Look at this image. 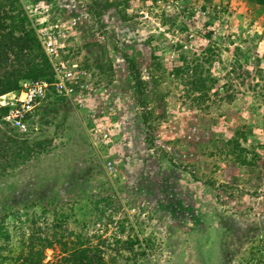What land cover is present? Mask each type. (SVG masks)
<instances>
[{
    "label": "rangeland",
    "instance_id": "obj_1",
    "mask_svg": "<svg viewBox=\"0 0 264 264\" xmlns=\"http://www.w3.org/2000/svg\"><path fill=\"white\" fill-rule=\"evenodd\" d=\"M19 1L68 29L58 61L85 71L93 91L81 105L51 96L28 135L0 124L45 147L0 175V227L10 235L0 237V264H13L27 238L51 234L56 220L104 236L118 235L123 220V237L149 243L144 258L124 252L128 264H264V71L252 88L236 86L235 100L201 106L168 71L180 63L175 37L186 25L201 34L194 46L211 44L202 35L212 28L224 42L217 86L232 32L264 69V0ZM58 249H46L42 264Z\"/></svg>",
    "mask_w": 264,
    "mask_h": 264
},
{
    "label": "trees",
    "instance_id": "obj_2",
    "mask_svg": "<svg viewBox=\"0 0 264 264\" xmlns=\"http://www.w3.org/2000/svg\"><path fill=\"white\" fill-rule=\"evenodd\" d=\"M182 11L183 14L184 11L187 12V17L192 14L186 7ZM218 17V14L214 15V19ZM162 18H164L163 24L174 25L175 16L162 13ZM209 24L210 22H206L205 25L209 26ZM214 33L216 29L212 28L202 35L208 41L212 40L211 44L194 46L191 43L195 35L200 33L191 31L187 25L179 27L175 39L182 44L178 55L180 63L174 64L171 71L168 70L169 73L180 78L188 97L192 98L194 104L200 106L209 100L214 104L235 100L236 96L242 93L235 87L246 85L252 88V81L257 79V76L262 77L264 71L259 54L250 50L243 51L240 47L244 42L243 37L232 32L228 34V38L235 36V40L228 44L233 45V53L226 66L219 67L227 79L217 86L220 74L213 71V64L222 62L220 45L224 42L219 43L214 40ZM187 46L193 49L189 53L182 51ZM227 48L225 49L228 50ZM156 66L160 65L157 63ZM39 77L52 81L53 71L27 14L19 0H0V96L18 90L23 80ZM256 83L258 81H254V84ZM209 106L206 105V108L208 109ZM6 111L5 106H0L1 125L4 124L2 117ZM28 134L20 133V135ZM241 134L237 129L234 139L243 136ZM240 147L236 150L248 152V149ZM44 148L42 140L35 137L15 138L6 135L0 128V175L7 169L16 167L20 162L40 154ZM105 202L110 205L108 200ZM62 224L59 220L54 221L52 225L54 231L49 235H30L21 251L12 256L13 264H42L45 250L54 249L55 246L59 248V253L52 264H128L130 259L128 255H124V252L133 254L136 259L144 258L149 254V243L138 234H127L125 237L121 235L126 231L123 220L117 224L119 234L111 236L97 233L84 234ZM0 232V237L3 236L4 240L10 239L9 233L3 232L1 227ZM120 259L124 260L123 263Z\"/></svg>",
    "mask_w": 264,
    "mask_h": 264
},
{
    "label": "built area",
    "instance_id": "obj_3",
    "mask_svg": "<svg viewBox=\"0 0 264 264\" xmlns=\"http://www.w3.org/2000/svg\"><path fill=\"white\" fill-rule=\"evenodd\" d=\"M27 16L51 63L53 79H26L20 82L18 90L0 96V106L7 108L2 117L3 123L20 133H30L34 130L32 121L40 107L51 96L69 99L81 105L83 98L93 91L85 71H79L75 66L64 65L58 61V47L62 45V39L68 29L62 23L48 21L47 17L39 20L28 11ZM104 136L107 134L104 133Z\"/></svg>",
    "mask_w": 264,
    "mask_h": 264
}]
</instances>
